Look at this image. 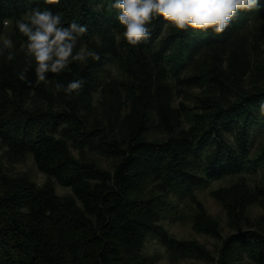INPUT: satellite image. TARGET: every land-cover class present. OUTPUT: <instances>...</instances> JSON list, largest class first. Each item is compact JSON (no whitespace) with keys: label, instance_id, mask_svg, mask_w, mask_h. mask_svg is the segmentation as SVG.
Here are the masks:
<instances>
[{"label":"trees","instance_id":"obj_1","mask_svg":"<svg viewBox=\"0 0 264 264\" xmlns=\"http://www.w3.org/2000/svg\"><path fill=\"white\" fill-rule=\"evenodd\" d=\"M114 2L0 0V49L13 42L0 52V151L13 163L32 156L49 179L39 187L0 170V264H149L152 241L208 260L204 246L164 225L182 202L196 207V230L220 241L216 264H264V181L248 179L264 166V83H252L264 81V0L219 35L157 18L137 46L124 39ZM36 8L64 26L87 25L74 54L83 47L100 60L72 62L45 81L32 61L20 80L30 58L15 21ZM77 79L78 94L56 90ZM195 89L204 96L191 108L180 100ZM228 178L238 181L212 193L228 216L223 235L197 193ZM55 183L71 194L58 195ZM255 208L263 217L249 223Z\"/></svg>","mask_w":264,"mask_h":264},{"label":"clouds","instance_id":"obj_2","mask_svg":"<svg viewBox=\"0 0 264 264\" xmlns=\"http://www.w3.org/2000/svg\"><path fill=\"white\" fill-rule=\"evenodd\" d=\"M60 0H44L46 5L58 4ZM260 6L259 0H115L112 7L118 10L117 19L123 26V37L129 45L137 46L151 37L149 25L157 18L171 24L180 31H208L219 35L224 33L241 11L250 12ZM3 24L7 26L8 20ZM16 27L27 38L25 55L29 62L19 74L20 80L27 79L32 69L39 81L47 79V73L60 74L72 62H84L89 57L99 61L98 53L81 47L74 54L79 37L87 33V25L76 22L64 26L60 14L49 8H36L24 13L15 21ZM11 39H4L3 49H11ZM0 49V52L3 51ZM7 59H14L9 52ZM84 79L71 80L65 86L56 84L57 91H64L69 97L79 93ZM264 113V104H261Z\"/></svg>","mask_w":264,"mask_h":264},{"label":"rangeland","instance_id":"obj_3","mask_svg":"<svg viewBox=\"0 0 264 264\" xmlns=\"http://www.w3.org/2000/svg\"><path fill=\"white\" fill-rule=\"evenodd\" d=\"M257 59H261L259 64L257 63V73H262L264 75V54L262 52H258ZM112 71L114 75L119 74L117 69H112ZM259 77L264 76L259 75ZM252 83L253 85L256 83L257 85H260L264 83V81L262 80L261 82L260 78H254ZM203 96L202 90L195 89L187 92L186 96L181 98L180 101H184L189 107L194 108L197 105V100ZM258 147V152H261L264 149V138L260 139ZM0 170L15 178L26 176L39 187L44 186L49 181L48 177L38 170L32 156H27L21 162L13 163L8 160L5 155V148L3 147H1L0 151ZM248 179L252 185H256L264 181V166L256 175H251ZM237 181V178H228L223 181L214 182L208 188L200 190L197 193L198 200L205 206L208 216H210L211 219L222 229L223 235H228L230 232L228 229V216L225 209L215 200L212 193ZM55 185L58 195L67 196L71 194L70 189L63 188L58 183H55ZM196 213L197 209L193 204L190 202H182L178 206V211L175 214H172L170 218L165 221L164 225L174 238L181 241L195 242L204 246L212 253V258L207 260L198 256L175 255L165 248L158 246L156 242L152 241L148 248L149 264H216L213 259L218 258V249L221 243L217 238L200 233L196 230L194 223ZM262 217V211L255 208L252 210L249 223L253 222L255 219H261ZM246 264L252 263L247 261Z\"/></svg>","mask_w":264,"mask_h":264}]
</instances>
